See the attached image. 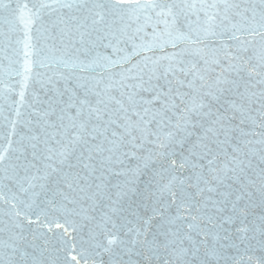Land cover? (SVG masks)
Returning <instances> with one entry per match:
<instances>
[{"label": "snow or ice", "instance_id": "1", "mask_svg": "<svg viewBox=\"0 0 264 264\" xmlns=\"http://www.w3.org/2000/svg\"><path fill=\"white\" fill-rule=\"evenodd\" d=\"M77 257L264 264V0H0V264Z\"/></svg>", "mask_w": 264, "mask_h": 264}, {"label": "water", "instance_id": "2", "mask_svg": "<svg viewBox=\"0 0 264 264\" xmlns=\"http://www.w3.org/2000/svg\"><path fill=\"white\" fill-rule=\"evenodd\" d=\"M5 2H7V0H5ZM85 207L88 208V205L86 204ZM99 211H100V210L97 209L96 212L93 213V212L91 211V209L89 208V213H88V214H90V215H98V214H99ZM73 219H74L77 223H83V224H86V223H87V221H84L80 216H75V217H73ZM60 221H61V223H63V217H60ZM53 227H54V225H53ZM57 231L63 233L64 229L61 228V229H59V230H57ZM87 231H88V229H87V227H85L84 230H83V233H73V232L71 231V228L69 227V232H68V235H67V237H66V238L69 240V242H70L69 247L71 246V241L73 240V238H75L76 241H79L80 235H84L85 238H86ZM100 239H101L105 244L107 243V239H106L104 236H101ZM75 254H76V253H74V252H73V253H70V254H69V259H71V255H75ZM77 259L80 260V264H83V261L81 260L80 257H77ZM104 259H107V257L105 256ZM72 264H76V262H75V261H72Z\"/></svg>", "mask_w": 264, "mask_h": 264}]
</instances>
